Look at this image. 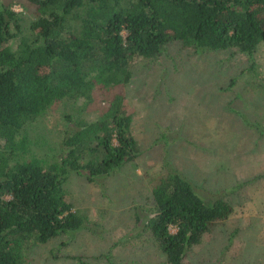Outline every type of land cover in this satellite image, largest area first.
Segmentation results:
<instances>
[{
    "label": "trees",
    "instance_id": "16d2710c",
    "mask_svg": "<svg viewBox=\"0 0 264 264\" xmlns=\"http://www.w3.org/2000/svg\"><path fill=\"white\" fill-rule=\"evenodd\" d=\"M27 1L36 9L27 31L20 12L0 8V264H24L29 246L88 228L66 190L72 175L95 182L137 163L133 118L113 90L130 82L135 59L153 58L171 41L250 56L264 43V0ZM97 92L110 97L89 121L82 112ZM60 101L81 109L65 116L58 156L44 164L26 158L34 152L30 127ZM147 178L141 235L158 244L164 264H195L188 251L229 218L232 203L206 198L169 160Z\"/></svg>",
    "mask_w": 264,
    "mask_h": 264
},
{
    "label": "rangeland",
    "instance_id": "374dc122",
    "mask_svg": "<svg viewBox=\"0 0 264 264\" xmlns=\"http://www.w3.org/2000/svg\"><path fill=\"white\" fill-rule=\"evenodd\" d=\"M3 6L21 13L25 31L36 17L27 0H0ZM132 68L130 82L113 90L132 115L140 158L104 180L72 175L66 190L88 215V228L29 246L24 264H164L158 244L141 235L137 216L150 207L147 174L160 171L165 160L206 198H224L234 207L218 223L223 232H207L186 261L215 263L220 256L226 264H264V43L250 56L235 48L201 52L171 41L159 55L135 59ZM102 96L97 92L84 119L101 115L110 97ZM78 105L55 103L30 127L34 152L26 158L55 161L65 116L77 113L71 107L80 111Z\"/></svg>",
    "mask_w": 264,
    "mask_h": 264
},
{
    "label": "crops",
    "instance_id": "0c3cea01",
    "mask_svg": "<svg viewBox=\"0 0 264 264\" xmlns=\"http://www.w3.org/2000/svg\"><path fill=\"white\" fill-rule=\"evenodd\" d=\"M224 222V221H223ZM222 223V222H221ZM218 227V224H216L215 226H214V228L211 230V231H213L214 233H215V231H218V230H216V228ZM223 230H224V228H220V232L218 231V233H222L223 232ZM234 230L235 231H238L239 229L236 227V228H234ZM210 232V231H209ZM232 232V231H231ZM217 233V234H218ZM231 235L229 236V240H232L231 239V237H232V234H235V232L234 233H230ZM237 234V233H236ZM208 253H212V254H214L215 252L214 251H212V250H208L207 251V254ZM206 255V254H205ZM216 262L215 263H213V262H210V263H208V264H226L225 263V261H224V259H222V258H220V256H217V258H215L214 259ZM234 262V261H233ZM195 264H202V262L200 261V263H195ZM229 264H232V262L231 263H229ZM238 264V263H237Z\"/></svg>",
    "mask_w": 264,
    "mask_h": 264
}]
</instances>
